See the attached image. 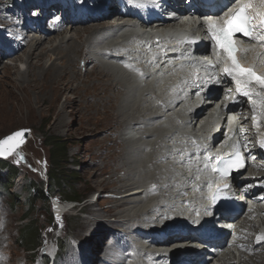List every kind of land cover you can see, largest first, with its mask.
I'll list each match as a JSON object with an SVG mask.
<instances>
[{"label": "bare ground", "instance_id": "6f19581e", "mask_svg": "<svg viewBox=\"0 0 264 264\" xmlns=\"http://www.w3.org/2000/svg\"><path fill=\"white\" fill-rule=\"evenodd\" d=\"M74 1L75 0H61L60 3L63 7L61 18L67 19L66 26L59 20V24H50L51 26H49L47 30L50 29L49 31L52 33L66 27L73 30L75 37H66L64 34L58 39L54 46L51 45L48 52H50L54 58L50 64L46 66L42 62L44 59L43 50L37 52L38 48L42 45L44 40L49 39L50 42H53L57 39L58 35L56 37H45L35 34L33 42L30 44L25 55L26 67L24 72L21 75L19 74L18 86L13 80H10L8 83L14 87H18L22 93V97L16 101V107L19 108L20 106H24L29 112H32L34 110L33 104L37 106L39 102H42L44 106L39 109L40 113L43 114L45 110H51V119L54 127H67L64 116L67 107L70 108V113L82 110L84 116L80 114V119L86 122V126L80 125L73 130L68 128L67 130H69V132L75 130L80 131L82 129H88L89 127L95 129L99 123L117 129L123 122L129 119L131 114L127 115L128 108L137 110L141 107L153 106V108L155 107V109H160L162 111V116L160 117H163V119L160 122L161 125L167 129L166 132H162L161 130L151 132L144 130L140 132L136 125L144 121H140L139 118L137 119L136 117L135 121L132 120L128 127L125 129L123 128L124 130L119 132L117 137L109 138L106 136V138L103 137L102 140L103 142H105V140L111 141L108 146L105 144V153L102 154V161L109 158L116 162V168L112 169L111 173H115L117 168L118 170H125V176L122 178L116 177L117 179H115L117 181L115 180L116 182L110 185L114 192L121 194L119 199L113 200L114 207H117L118 210L115 211L112 216H124L123 221L118 220L116 222H119L121 226L125 227L121 229H124L123 231L118 230L119 233L116 236L123 242H120L121 245L117 246L113 251L122 249L121 253L124 252L123 254H125V257L113 258L107 251L105 252V257L108 261H113L110 264H148L149 257H151L152 254H156V252L148 250L149 247L170 246L172 244L170 243L172 237H177L176 240L178 239V241L176 242L180 244L184 242V246L191 247L195 245L193 242L190 245L187 244V242H190L187 240H190V237L193 236L190 234L189 230L192 229V225L201 224L206 219L207 208L205 200H203L206 193L203 187L206 185L207 181H212V179L211 177L209 178L208 174L202 168L197 167V164L198 166H203V161L198 160L200 158L203 160L204 152L198 153L199 157L197 158L192 154L196 148L192 146L187 147L190 143L198 142L195 136V133L198 131L196 130L195 123L192 122L201 119L205 115V110L195 107L194 103L190 104L188 107V104L185 106V104L181 103L180 106L174 107L173 102L175 97L166 94L168 90L180 89L184 81L191 80L192 78L188 74L180 77L181 79L176 83L170 84L169 82H165L164 84V82H162L160 84H155L148 82L150 84L144 89L140 85L142 82L137 83V76H134L126 70L124 73L119 71V68L124 69V60L122 62L120 61L122 59L121 57H124L126 52L130 54L132 58H134L135 54L137 58L139 57L140 60L144 61L154 60L155 56H152V54L143 55L139 50L138 43H142L143 40L135 38L133 30L131 29L132 26L129 25L128 18L118 16L119 12L114 0H96L94 2H92V0H85V6L83 5L81 7L88 9L91 14L83 20H69L72 14L82 13V11L79 10L81 9L79 8L80 5H76ZM110 2H112L114 6ZM42 3L45 5L49 3V0L42 1ZM51 5L55 8H59V3H56L54 0L51 1ZM260 6L264 7V0H254V9H259ZM42 13L46 15L50 13L49 8L42 7ZM110 15L112 18H110L106 24L92 23V21L101 20ZM30 20L31 19H29V21ZM11 24L15 27L8 26L9 30L5 35L7 34L10 40H8L9 42L17 44L12 48L13 50H10V48L8 51H6L5 48L2 50L9 58L12 57L13 59L14 54L22 49L28 42L25 40L27 35L24 34L14 19H12ZM185 27L188 28V24ZM34 32L38 33V31ZM82 34H86L84 39L82 38ZM98 35H101L100 39L94 41L93 39ZM172 37L173 35L169 36V38ZM173 39L174 38H165L164 45L168 46L171 41H174ZM22 43L24 45H22ZM106 45L107 47H105ZM145 45H148V43L145 42ZM92 47H95L96 50L90 51L89 48ZM107 50L109 52H107ZM180 50L182 51L184 48L181 47ZM3 58L4 57L0 54V63ZM107 60H112L115 65L118 66L115 67ZM83 61L86 63H84V67H81V62ZM191 62L195 63V65L200 63L195 60ZM240 62L256 69L258 72H264V57L260 60L257 59L255 49L251 50L250 48L247 58L244 60L241 59ZM132 65L137 67L136 69L140 75L147 74V63L143 64L140 62L139 65L134 63ZM13 68L12 66H5V74L10 75L13 72ZM186 69H188V67H186ZM149 70L151 74L154 72L152 69ZM250 92L252 93V101L254 102L252 111L256 113L258 119L263 120L264 86H262V88L255 86ZM4 94L7 96L8 94L10 95V92L7 90L4 91ZM69 94L72 96H69ZM32 96L34 103L31 101ZM62 96H64V100L61 106L59 104L61 108L58 109V103ZM158 97H161V100H159ZM169 98L172 106H169ZM1 100L3 102L6 99L4 100L1 98ZM245 105L247 106L249 104L246 103ZM158 106L161 107L158 108ZM157 110H154L156 112L153 114H157ZM141 117L144 118L146 116ZM242 118L244 125L249 126L248 129L252 131L251 121L244 119V117ZM213 122L214 120L212 118L208 119V122L202 125V132L205 133V131L212 128ZM263 129L264 127L262 130ZM122 134H124L125 137L122 136ZM151 135L155 137L149 138L148 141L144 139L145 142L143 141V144H141L143 148L144 146H150V159L148 158L145 160L143 165H140L141 163L136 164L133 158L134 154L130 152L131 150H128V144L137 138H148ZM202 135H198L197 138H200ZM254 135L255 134L251 132L250 136L254 137ZM141 146L139 149L142 151L143 148H141ZM116 147L119 148L118 151H116ZM186 147L189 150L186 149ZM175 150L176 153L173 155V151L175 152ZM188 152L191 153L193 160H186L189 155ZM99 156L101 157V155ZM169 159H177L178 163L179 159H182L184 163L180 164L182 170L174 168V161L168 165L169 161L167 160ZM162 161L166 163L164 167L158 164V162ZM100 164L104 165V163ZM149 164L154 168L151 175L148 173L151 177L147 176L146 171V173L144 172L145 168L148 169ZM110 168L112 167L110 166ZM137 169H140V171ZM136 170L139 172L137 173ZM94 173L95 176L98 175L96 172ZM262 176L264 178V172H262ZM155 180L158 184L156 188L159 189V194L153 198L152 194L155 193L150 194L149 189H147L150 188L148 185L149 182L147 183V181L153 183ZM93 202H95V200H91V204ZM54 209L57 217L61 216L67 210L66 205L59 203L54 205ZM110 212L112 213L110 208L106 210V214L110 215ZM258 213H260V211H258ZM91 215L92 218L83 220V227H85L86 231H91L96 228L100 225L101 221H103L102 217H105V215L103 216L99 212H94ZM139 216H143L144 221L131 227L128 231L132 223H134L135 219ZM181 216H183L185 222L180 220ZM256 217L261 220L260 225H264V217H259L258 215ZM174 218H176L174 222L170 221ZM177 221H181L178 222L181 223V225L175 223ZM110 225L111 224H108V226ZM252 225L254 224H251L247 217H245L243 225H241L243 230L246 231L245 236L248 235L247 232ZM260 225L256 228V232ZM180 227L182 228L180 229ZM125 229L129 236L125 235ZM181 230L186 231L187 233L185 232V234L187 235L184 236L185 234H183L184 232H181ZM173 231L178 232L174 234ZM163 234L172 235L160 241L159 236ZM259 234L260 237L258 238L264 240V227L261 228ZM126 237H129V239L126 240ZM136 237L142 239V242H140L142 245H139L135 240ZM194 237H197V235H194ZM132 240L135 242H132ZM145 244H147L146 247H144ZM196 248L198 249L199 246ZM48 250L52 255L55 252L51 247H48ZM237 251V254L227 252L218 257L222 260L220 264H245V260L258 256L260 253L264 254V245L254 248L247 247L245 250L240 249ZM244 253L248 254V256L245 257ZM230 254L233 256H230ZM170 256L171 254H167L163 251L158 255L157 260L162 264L167 262ZM262 256L259 258L263 259L264 257L262 258ZM152 258L154 259V257L150 258L151 263L153 260ZM248 260V264H255L254 261L260 264L256 259ZM108 261H103L101 264H108Z\"/></svg>", "mask_w": 264, "mask_h": 264}, {"label": "rangeland", "instance_id": "374dc122", "mask_svg": "<svg viewBox=\"0 0 264 264\" xmlns=\"http://www.w3.org/2000/svg\"><path fill=\"white\" fill-rule=\"evenodd\" d=\"M42 1L45 0H0V54L4 57L0 63V100L1 98L4 100L6 99V102H2V100L0 102V139L22 128L29 130L26 142L16 152L7 158H0V264H101L103 261H108L105 257L106 251L110 253L113 258H124L125 254H123L124 252L121 253L122 249H118L119 251H113L123 242L120 241V238L116 235L125 227L121 226L119 222H116L118 220L123 221L124 216H112L113 213L118 210L117 207H114L113 200L119 199L121 194L114 192L110 185L117 181L116 177H124L125 170H118L117 168L115 171L116 174L114 172L111 173V170L116 168V162L109 158L102 161V154L105 153L106 149L105 144L108 146L111 141L105 140V142H103L102 140L103 137L106 138V136L109 138L117 137L119 132H122L128 127L132 120L135 121L136 117L137 119L139 118L140 121H144L143 123L136 125L140 132L144 130L147 132L158 130L166 132L167 129L163 127L160 122L163 119V117H160L162 116V111L160 109H155V107L153 108V106H146L147 108L141 107L137 110L128 108L127 115H131L129 116V119L117 128L118 130L99 123L95 129H91L92 127L90 128L88 126V129L69 132V130H67L68 128L73 130L80 125L86 126V122L83 119H80V114L84 116L82 110L70 113V108L67 107L64 112L67 127L58 128L53 125L51 110H45L43 114L40 113L39 109L44 106L42 102H39L37 106L33 104L34 110L32 112H29L24 106H20L19 108L16 107V101L22 97V93L18 87H14L8 82L13 80L18 86L20 75L24 72L26 67L25 55L30 44L33 42L34 35H43L45 37H56L58 35L57 39L53 42H50L49 39L44 40L42 45L38 48L37 52L43 50L44 59L42 62L46 66H48L54 58V56L48 52L51 45L54 46L58 39L64 34L66 37H75L73 30L66 27L56 31L58 33H51L49 31L50 29L47 30L52 24H59V20H61L66 26L67 19L61 18L63 10L62 5L60 4L61 0H54L56 3H59V8H55L51 5V1L53 0H49V3L45 5ZM78 1L79 0H75L74 3L77 5ZM94 1L96 0H92V2ZM110 3L114 6L112 2ZM42 7L49 8L50 13L47 15L42 13ZM110 18H112L111 15L106 16V18L101 20L92 21V23L106 24ZM12 19L17 22V25L21 28L24 34L27 35L25 40L28 42L22 49L14 54L13 59L12 57L9 58V56L2 50L3 48H5V50L10 48L11 50L17 44L9 42L10 40L8 39L7 34L5 35L9 30L8 26L15 27L11 24ZM29 19L31 20L29 21ZM34 31H38V33H35ZM85 35L86 34H82L83 39L85 38ZM100 37L101 35H98L93 40L97 41ZM22 45L24 44L22 43ZM105 47H107V45ZM89 50L93 51L96 50V48L92 47L89 48ZM107 52L109 51L107 50ZM107 61L115 67L118 66H116L112 60ZM84 63L86 62H81V67H84ZM5 66L14 67L13 72L11 73L12 75L5 74ZM125 70L126 69L119 68V71L122 73H124ZM7 90L10 92V95L8 94L6 96L4 91ZM70 95L71 94H69V96ZM63 100L64 96L59 100L58 109L61 108L60 106ZM31 101L34 103L33 96L31 97ZM154 110H157V114H153L156 112ZM141 116L146 117L142 118ZM44 135L55 136L65 141L68 148L66 169L74 172L77 177L76 183L72 185L65 183L61 188L53 189L50 194L48 193L45 195L49 198L47 199V201L49 200L48 202L45 199L46 197H36L32 212L27 215V218H25L28 208L27 189L32 188L40 182L45 183L48 181L46 173L49 170L50 162L48 147L45 144ZM122 136L125 137L124 134H122ZM153 137L155 136L151 135L148 138H137L128 144L129 148H127L129 151L131 150L130 152H132V154H134L133 158L135 159L136 164L141 163L140 165H143L145 160L148 158L150 159V146H144L143 148L141 144H143L144 139L145 141H148L149 138L151 139ZM140 146L143 148L142 151L139 149ZM115 149L118 151L119 148L116 147ZM99 155H101V157ZM165 162H158V164L159 166L164 167V164H166ZM100 163H104V165H101ZM109 165L112 168H110ZM151 167L152 166L149 164L148 169H144V172L146 171L147 173H145L149 177H151L150 175L154 171V168ZM137 170L140 171V169ZM137 170L136 172L138 173L139 171ZM13 172H15L13 179H9V175ZM94 172L98 175L95 176ZM148 182L150 188L147 189H149L150 194L155 193L152 194L154 198L159 194V189L156 188L158 185L157 181L155 180L153 183H150L151 181H147V183ZM5 187H8V192H5ZM71 192L77 193L83 197L80 202L67 199V195ZM152 196L150 195L151 198ZM91 200H95V202L91 204ZM56 203L66 205L67 208V210L59 217H57L54 212V205ZM109 208L110 211H112V213L110 212V215L106 214V210ZM94 212H99L103 216L105 215V217H102L103 221L98 225L99 227L97 226L91 231H86L85 227H83V220L92 218L91 214ZM49 214H52V219ZM143 219V216L137 217L128 231L131 227L144 221ZM30 220L35 222L40 234L39 245L34 250H29L27 249L28 247L26 248L20 243V231ZM248 220L254 224V227H258L260 224L259 218L253 217ZM108 224L111 225L108 226ZM125 233V235H128L127 230ZM249 233L252 235L255 234V232L251 230ZM128 239L129 237H126V240ZM135 240L139 245H142L139 237H136ZM132 242L135 241L132 240ZM62 243L64 247L59 250L58 245L61 247ZM48 247L55 250L53 260H51L52 254H50ZM244 254L245 257L248 256V254ZM231 255L232 254H230V256ZM261 256L263 258L264 254L260 253L258 256L253 257L254 259H251H256L260 264H264V258H259ZM47 258L48 261L46 262ZM251 259L247 260L250 261ZM247 260H245V264H248ZM112 262L113 261H108V264ZM254 262L255 264H258L256 261ZM220 263H222V260L218 258L214 260L213 264Z\"/></svg>", "mask_w": 264, "mask_h": 264}, {"label": "snow or ice", "instance_id": "6c2138e0", "mask_svg": "<svg viewBox=\"0 0 264 264\" xmlns=\"http://www.w3.org/2000/svg\"><path fill=\"white\" fill-rule=\"evenodd\" d=\"M248 4L244 3L234 12H232L227 19H225L222 26H218L215 23L208 24V32L213 42L223 49L227 58L231 61V66L226 67L224 72L232 76L237 84V92L242 93L245 96H250V93L243 90L241 85L245 83H251L252 81L258 82L261 86H264V77L258 76L251 68L242 67L237 61L234 53L237 51V46L233 40L235 33H242L243 36L255 39L250 29V17L247 15ZM264 22V21H262ZM23 135V130L13 133L12 135L0 140V156L4 155L6 151L14 149L16 146L10 142L15 141L17 138ZM5 145H8L6 148ZM264 148V142L260 145ZM241 161L239 155L235 159L228 160L223 168H217L216 171H220L223 175H228L232 170H238L241 167ZM216 197L213 196L215 201Z\"/></svg>", "mask_w": 264, "mask_h": 264}, {"label": "trees", "instance_id": "16d2710c", "mask_svg": "<svg viewBox=\"0 0 264 264\" xmlns=\"http://www.w3.org/2000/svg\"><path fill=\"white\" fill-rule=\"evenodd\" d=\"M44 141L48 147L50 162L49 170L46 173L48 181L45 183L40 182L32 188L27 189L28 208L25 218H27V215L32 212L36 197L45 198L46 194H50V192H52L55 188H61L65 183H68L69 185L76 183L77 177L74 172L66 169L68 148L65 141L50 135H44ZM14 175L15 172L11 173L8 178L13 179ZM5 192H8V187H5ZM82 198V196L74 192L67 195V199L70 201L80 202ZM45 199L47 201L49 198L46 197ZM49 216L51 219L53 218L52 214H49ZM39 237V229L33 220H30L20 231V243H22L26 248L28 247L27 249L29 250H34L38 247ZM63 247V243L61 247L58 245L59 250ZM47 261L48 258L46 259V262Z\"/></svg>", "mask_w": 264, "mask_h": 264}, {"label": "water", "instance_id": "95a60500", "mask_svg": "<svg viewBox=\"0 0 264 264\" xmlns=\"http://www.w3.org/2000/svg\"><path fill=\"white\" fill-rule=\"evenodd\" d=\"M21 130H23V135L21 137L17 138L15 141L10 142V143L16 145L14 147V149H11L9 151H6L4 155L0 156V158H7L8 156H11L14 152H16L26 142V139L28 137V131L29 130L28 129H25V128H22V129L16 130V131H14V132H12V133H10V134L2 137L0 139V140H3L4 138L12 135L13 133H16V132L21 131ZM5 147L7 148L8 145H5Z\"/></svg>", "mask_w": 264, "mask_h": 264}]
</instances>
